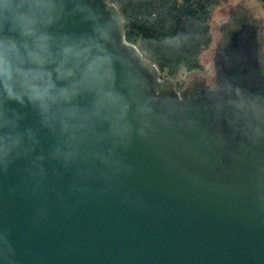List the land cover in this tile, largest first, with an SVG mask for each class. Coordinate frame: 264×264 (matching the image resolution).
Here are the masks:
<instances>
[{
    "label": "water",
    "instance_id": "95a60500",
    "mask_svg": "<svg viewBox=\"0 0 264 264\" xmlns=\"http://www.w3.org/2000/svg\"><path fill=\"white\" fill-rule=\"evenodd\" d=\"M83 2L111 21L131 145L98 128L65 163L51 156L58 137L39 130L35 153L0 170V264H264L262 19L230 5L213 83L193 74L177 89L125 39L115 3ZM89 30L79 16L65 26ZM138 102L153 109L141 120ZM23 123L39 129L31 113Z\"/></svg>",
    "mask_w": 264,
    "mask_h": 264
},
{
    "label": "clouds",
    "instance_id": "9594fccd",
    "mask_svg": "<svg viewBox=\"0 0 264 264\" xmlns=\"http://www.w3.org/2000/svg\"><path fill=\"white\" fill-rule=\"evenodd\" d=\"M77 16L89 32L65 31ZM111 27L83 0H0V170L35 153L39 130L58 137L51 156L65 163L98 128L127 134L121 146L130 147L133 108L111 48ZM152 111L138 102L135 117ZM29 113L39 129L24 125ZM139 135L145 136L143 128Z\"/></svg>",
    "mask_w": 264,
    "mask_h": 264
},
{
    "label": "trees",
    "instance_id": "16d2710c",
    "mask_svg": "<svg viewBox=\"0 0 264 264\" xmlns=\"http://www.w3.org/2000/svg\"><path fill=\"white\" fill-rule=\"evenodd\" d=\"M123 17L125 39L169 76L198 70L212 42L210 20L220 0H111ZM264 4V0H256Z\"/></svg>",
    "mask_w": 264,
    "mask_h": 264
},
{
    "label": "rangeland",
    "instance_id": "374dc122",
    "mask_svg": "<svg viewBox=\"0 0 264 264\" xmlns=\"http://www.w3.org/2000/svg\"><path fill=\"white\" fill-rule=\"evenodd\" d=\"M243 3L246 6H249L254 13V16L257 18H261L264 26V4L260 3L256 0H220L219 5L213 10L211 20H210V27H211V35H212V42L210 46L203 50V52L199 56V64L200 67L198 70L187 71L183 68H180L177 74L174 76L167 75L166 72H161V78L169 77L175 83L177 89L184 87L188 81L192 78L193 74H203L206 76L207 81L209 83H213V69H212V54L214 48L217 44V39L220 37V31L218 29L219 25L227 20L229 9L228 7L234 6L237 3ZM264 33V27H263ZM264 50V46H263Z\"/></svg>",
    "mask_w": 264,
    "mask_h": 264
}]
</instances>
